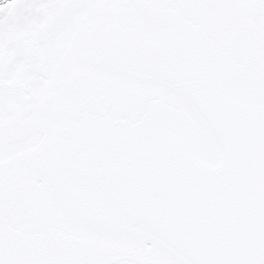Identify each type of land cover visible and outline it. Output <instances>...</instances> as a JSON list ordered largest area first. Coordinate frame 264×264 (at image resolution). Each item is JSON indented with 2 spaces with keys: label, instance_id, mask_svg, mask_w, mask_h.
Here are the masks:
<instances>
[{
  "label": "snow or ice",
  "instance_id": "snow-or-ice-1",
  "mask_svg": "<svg viewBox=\"0 0 264 264\" xmlns=\"http://www.w3.org/2000/svg\"><path fill=\"white\" fill-rule=\"evenodd\" d=\"M0 264H264V0H2Z\"/></svg>",
  "mask_w": 264,
  "mask_h": 264
},
{
  "label": "bare ground",
  "instance_id": "bare-ground-1",
  "mask_svg": "<svg viewBox=\"0 0 264 264\" xmlns=\"http://www.w3.org/2000/svg\"><path fill=\"white\" fill-rule=\"evenodd\" d=\"M0 2H2V0H0Z\"/></svg>",
  "mask_w": 264,
  "mask_h": 264
}]
</instances>
